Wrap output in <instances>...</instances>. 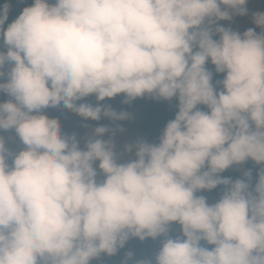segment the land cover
<instances>
[{"label": "clouds", "instance_id": "1", "mask_svg": "<svg viewBox=\"0 0 264 264\" xmlns=\"http://www.w3.org/2000/svg\"><path fill=\"white\" fill-rule=\"evenodd\" d=\"M247 4L0 0V132L23 145L0 135V264H90L130 238H161L134 264H264V11L219 23ZM121 95L175 101L174 117L118 144L130 113L101 102ZM47 109L113 127L78 139Z\"/></svg>", "mask_w": 264, "mask_h": 264}, {"label": "rangeland", "instance_id": "2", "mask_svg": "<svg viewBox=\"0 0 264 264\" xmlns=\"http://www.w3.org/2000/svg\"><path fill=\"white\" fill-rule=\"evenodd\" d=\"M247 8L249 9V15L245 16H235L233 17L231 23L221 21L220 24L224 26H232L236 28V31L243 32L247 28L254 27L251 23V13L256 11H264V0H248ZM258 32L259 29H256ZM123 97L117 96L112 98L111 100H105L101 103L111 105L112 108H114L117 111L124 110L128 113H130V119L117 122L121 125V127L124 129V131L117 132L115 134V141L120 144L123 141L126 140V132L129 131L131 133V137H136L135 130L138 129V119L134 116V110L131 107L130 104H122ZM85 102L95 104V98L90 96L86 98ZM45 114L49 116V118L55 120L60 127L61 131L67 134L75 133L77 138L80 139L85 136V134H90L92 129L97 126V124H103L107 125L110 128L113 127L112 123L104 118H101L100 121H84L80 117L76 116L74 113H71L67 110H59V111H52L50 109L45 110ZM87 125V127H85ZM134 132V133H133ZM0 135H3L5 137V143L6 147L10 150H18L19 148H22L23 145L19 142L18 138L15 137V134L12 131L9 132H0ZM108 134H105V138H107ZM128 140V139H127ZM81 147H83V144L81 143ZM198 195H204L205 197L209 196L207 192H201L198 193ZM208 200V199H207ZM173 229H175L177 226L172 225ZM175 232H170V235H175ZM161 241H159L156 244V248L160 247ZM155 248V249H156ZM154 249V250H155ZM153 250V251H154ZM135 260H139L138 257H134L131 261L128 262V264H134ZM90 264H117L115 258L107 257L101 254V256L98 259H94L90 262Z\"/></svg>", "mask_w": 264, "mask_h": 264}, {"label": "trees", "instance_id": "3", "mask_svg": "<svg viewBox=\"0 0 264 264\" xmlns=\"http://www.w3.org/2000/svg\"><path fill=\"white\" fill-rule=\"evenodd\" d=\"M26 3H31V0H25ZM23 4H14L13 12L10 14L9 19L14 18L15 14H17ZM233 30H236L235 27L230 26ZM210 70H212L211 65H206ZM222 78L221 75L213 74V80ZM7 99L6 96L0 94V101ZM131 107L134 110V116L139 120L138 121V129L135 130L136 135L140 136L149 142L155 141L156 137L159 135L160 131L164 127L166 121L172 119L175 114V101L171 103L165 101H156L152 100L148 97L138 98L130 103ZM134 133V132H133ZM131 133L129 131L126 132V140L130 139ZM133 138V137H131ZM242 168L244 169H252L253 178H255V172L257 166L253 164L251 161H247ZM225 177H231L233 179L237 178L240 175V170L237 167L230 168L221 174ZM209 196V203L214 202L220 193V188L206 191ZM161 241V238H157L155 240L145 239L144 241H139L135 238H130L125 244L124 248L119 249L117 253L113 256L117 262V264H121L122 260H124L125 253L131 252L133 257H138L139 259L151 258L154 254L159 250L156 248V244ZM210 247V246H209ZM156 248V249H155ZM155 249V250H154ZM154 250V251H153ZM129 262V261H128Z\"/></svg>", "mask_w": 264, "mask_h": 264}]
</instances>
